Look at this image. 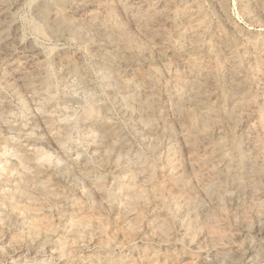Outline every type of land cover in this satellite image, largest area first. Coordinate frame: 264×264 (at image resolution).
Segmentation results:
<instances>
[{
    "label": "rangeland",
    "instance_id": "374dc122",
    "mask_svg": "<svg viewBox=\"0 0 264 264\" xmlns=\"http://www.w3.org/2000/svg\"><path fill=\"white\" fill-rule=\"evenodd\" d=\"M0 264H264V0H0Z\"/></svg>",
    "mask_w": 264,
    "mask_h": 264
}]
</instances>
